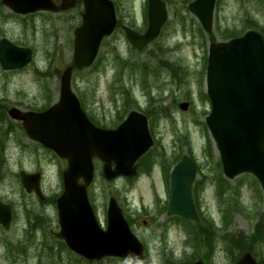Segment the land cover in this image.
<instances>
[{"label":"rangeland","instance_id":"1","mask_svg":"<svg viewBox=\"0 0 264 264\" xmlns=\"http://www.w3.org/2000/svg\"><path fill=\"white\" fill-rule=\"evenodd\" d=\"M1 1L0 39L8 38L30 48L33 56L22 70L4 71L0 66V201L10 204L13 210L10 228L0 226V264H139L120 258L89 263L61 245L54 235L60 230L54 200L63 190L62 172L66 163L33 142L22 124L8 114L11 108L40 112L58 101L61 75L72 64L73 31L81 22L82 7L59 14L40 12L23 19ZM113 1L121 25L138 32L146 30L147 0ZM165 1L169 21L156 41L144 50H135L119 27L103 40L96 63L81 75L73 73V92L85 102L88 116L98 125L114 128L131 110L149 112L155 139L151 156L163 155L153 162L150 174L141 173L138 164L127 177L115 164L107 166L95 160V177L89 191L91 203L101 228H106L109 199L114 196L118 200L133 231L147 247L140 264L188 262L200 255L202 243L187 242L195 230L202 235L204 230L168 220L165 206L170 192L165 177L178 156L189 150L202 184L198 187L202 188L198 204L201 219L209 222V227L218 234L209 263L233 264L227 251L229 244L224 240L228 233L247 237L253 246V256L261 261L264 237L260 239L262 242H256L252 234L257 231L255 224L261 220L260 214H264V193L247 174L228 180L216 167L218 154L214 147L206 153L212 139L203 123L210 104L201 82L208 35L201 32L197 18L188 9V0ZM252 27L264 34V0L216 1L212 34L217 40L230 37L228 32L241 33ZM120 59L125 63H120ZM167 64L177 66L176 69L182 65L187 83L178 77L176 84L169 72L161 68ZM124 87L127 97L122 95ZM184 100L192 102L187 111L179 108ZM163 109H167V116L159 117L158 111ZM21 171L42 173L46 200L41 202L35 194L25 192L19 178ZM220 172L222 194L219 191L223 187L213 181ZM231 202L237 207L233 208ZM227 209L229 213L225 214ZM228 215L231 218L226 224ZM262 228L264 225H261L264 233ZM206 251L203 244L202 252ZM237 253L235 250L234 254Z\"/></svg>","mask_w":264,"mask_h":264},{"label":"water","instance_id":"2","mask_svg":"<svg viewBox=\"0 0 264 264\" xmlns=\"http://www.w3.org/2000/svg\"><path fill=\"white\" fill-rule=\"evenodd\" d=\"M19 14L39 11L58 12L75 6L76 0H3ZM216 0H195L189 5L210 33ZM82 23L74 31V65L78 70L95 60L105 36L113 33L117 21L111 0H83ZM167 20V9L161 0H149V25L145 34L125 27L129 42L137 49L156 39ZM32 58L29 48H20L7 39L0 42V63L5 70L24 68ZM73 66L61 77L58 103L48 110L22 112L17 108L10 116L23 122L28 136L68 162L63 172L64 192L57 200L61 231L75 253L90 259L120 257L140 259L143 245L131 231L122 209L114 197L108 204V225L103 230L88 199L87 188L94 178L93 159L114 162L122 170H130L151 148L154 141L143 114L132 111L116 129H102L88 119L80 101L71 89ZM206 89L212 111L207 126L219 151L224 173L229 179L245 172L254 174L264 189V38L256 30L228 42L212 43L206 71ZM188 103L180 108L188 109ZM28 192L36 190L42 197L41 174L21 172ZM196 166L185 155L171 174V200L168 215L197 220L192 196ZM83 179L84 183H80ZM11 207L0 202V224L9 228ZM193 264H203L196 262ZM237 264H257L246 253Z\"/></svg>","mask_w":264,"mask_h":264},{"label":"trees","instance_id":"3","mask_svg":"<svg viewBox=\"0 0 264 264\" xmlns=\"http://www.w3.org/2000/svg\"><path fill=\"white\" fill-rule=\"evenodd\" d=\"M201 32L203 33V31L201 30ZM211 40H214V37L211 38ZM77 75H81V73H77ZM123 93L124 94H128L126 88H123ZM84 106H86L85 102H84ZM189 151V150H188ZM156 155L151 156V155H147L145 156L141 161H140V165H141V169L140 172H145V173H150L152 166H153V162L156 160ZM232 204V203H231ZM232 207L235 208L237 206L232 204ZM225 213H229V209L225 210ZM229 217V215H228ZM229 223V220L227 221V224ZM212 234H214V231L210 229V227L206 230V232L204 233V236L206 238H210L212 237ZM227 242H228V249H229V253L231 254V258L233 261V264L237 261V259L240 257V255L243 252H246L248 250H252V246H250V243L247 242L246 237L241 233L240 235H227ZM210 240V239H209ZM208 240V241H209ZM237 251L238 254H234V251Z\"/></svg>","mask_w":264,"mask_h":264},{"label":"flooded vegetation","instance_id":"4","mask_svg":"<svg viewBox=\"0 0 264 264\" xmlns=\"http://www.w3.org/2000/svg\"><path fill=\"white\" fill-rule=\"evenodd\" d=\"M176 67H173V69H175ZM174 74H175V78L173 77V76H171L172 78H173V80H174V82L175 83H177L176 82V80H178V82H179V78H178V75H183V72H181L180 70H175L174 71ZM173 74V75H174ZM57 238V237H56ZM57 240L61 243V245H62V241L61 240H59L58 238H57Z\"/></svg>","mask_w":264,"mask_h":264}]
</instances>
